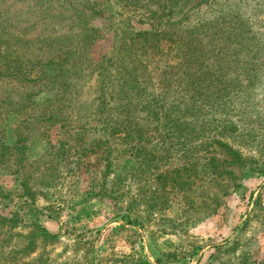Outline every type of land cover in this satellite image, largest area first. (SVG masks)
Segmentation results:
<instances>
[{"label": "rangeland", "instance_id": "374dc122", "mask_svg": "<svg viewBox=\"0 0 264 264\" xmlns=\"http://www.w3.org/2000/svg\"><path fill=\"white\" fill-rule=\"evenodd\" d=\"M0 264H264V0H0Z\"/></svg>", "mask_w": 264, "mask_h": 264}, {"label": "trees", "instance_id": "16d2710c", "mask_svg": "<svg viewBox=\"0 0 264 264\" xmlns=\"http://www.w3.org/2000/svg\"><path fill=\"white\" fill-rule=\"evenodd\" d=\"M15 146H17V144L15 143ZM132 220H134V219H132Z\"/></svg>", "mask_w": 264, "mask_h": 264}]
</instances>
